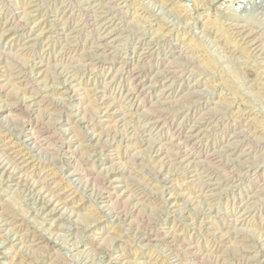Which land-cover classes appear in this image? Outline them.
I'll return each mask as SVG.
<instances>
[{"label": "rangeland", "instance_id": "obj_1", "mask_svg": "<svg viewBox=\"0 0 264 264\" xmlns=\"http://www.w3.org/2000/svg\"><path fill=\"white\" fill-rule=\"evenodd\" d=\"M263 9L0 0V264H264Z\"/></svg>", "mask_w": 264, "mask_h": 264}, {"label": "built area", "instance_id": "obj_2", "mask_svg": "<svg viewBox=\"0 0 264 264\" xmlns=\"http://www.w3.org/2000/svg\"><path fill=\"white\" fill-rule=\"evenodd\" d=\"M263 1L264 0H228V8L234 13L244 14L246 11L255 8V6Z\"/></svg>", "mask_w": 264, "mask_h": 264}, {"label": "bare ground", "instance_id": "obj_3", "mask_svg": "<svg viewBox=\"0 0 264 264\" xmlns=\"http://www.w3.org/2000/svg\"><path fill=\"white\" fill-rule=\"evenodd\" d=\"M256 7H258L259 9H262V8H264V1L263 2H260V4L259 5H257V6H255V8ZM264 10V9H263ZM250 11V10H249ZM246 12H248V11H246ZM250 34V33H249ZM248 37V36H247ZM249 38V37H248ZM255 40V39H254Z\"/></svg>", "mask_w": 264, "mask_h": 264}]
</instances>
